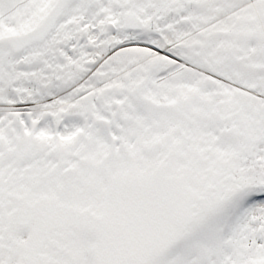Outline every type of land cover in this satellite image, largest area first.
Here are the masks:
<instances>
[{"label": "snow or ice", "instance_id": "1", "mask_svg": "<svg viewBox=\"0 0 264 264\" xmlns=\"http://www.w3.org/2000/svg\"><path fill=\"white\" fill-rule=\"evenodd\" d=\"M0 264H264V0H0Z\"/></svg>", "mask_w": 264, "mask_h": 264}]
</instances>
